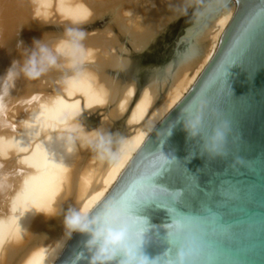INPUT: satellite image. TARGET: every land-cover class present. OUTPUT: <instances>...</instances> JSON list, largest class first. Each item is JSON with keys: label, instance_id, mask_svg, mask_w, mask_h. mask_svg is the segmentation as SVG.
<instances>
[{"label": "bare ground", "instance_id": "obj_1", "mask_svg": "<svg viewBox=\"0 0 264 264\" xmlns=\"http://www.w3.org/2000/svg\"><path fill=\"white\" fill-rule=\"evenodd\" d=\"M228 1L0 0V264L57 262L217 51ZM195 9L174 59L140 91L112 74ZM83 111L101 112L96 128L81 126Z\"/></svg>", "mask_w": 264, "mask_h": 264}, {"label": "water", "instance_id": "obj_2", "mask_svg": "<svg viewBox=\"0 0 264 264\" xmlns=\"http://www.w3.org/2000/svg\"><path fill=\"white\" fill-rule=\"evenodd\" d=\"M236 3L195 84L55 264H264V0Z\"/></svg>", "mask_w": 264, "mask_h": 264}, {"label": "rangeland", "instance_id": "obj_3", "mask_svg": "<svg viewBox=\"0 0 264 264\" xmlns=\"http://www.w3.org/2000/svg\"><path fill=\"white\" fill-rule=\"evenodd\" d=\"M235 3L236 1L233 0L229 6H234ZM198 12V9H195L190 11L185 17L180 18L176 21V23L171 25L169 29L170 31L168 30L166 34L158 36L155 42L149 45V47L143 49L142 51H134V54L132 50L130 54V65L125 69L115 71L112 74L123 81L135 78L134 80L137 81L139 85L138 91H140L153 77L160 73L174 59V49L177 40L184 34L185 28L194 23L198 17ZM106 23H108L107 17L96 18L93 22L87 25V29L89 30L91 28V33L96 32L103 29L107 25ZM44 27L47 30H56V28L58 29L60 27V24L58 26L57 23H47ZM93 28L96 30H93ZM123 41L127 42L126 39H123ZM99 113L101 114V112L83 111L79 117L81 126L86 129L96 128L98 126ZM86 119H89V122ZM123 127L124 119L119 121L112 131V135H117L116 140L122 136Z\"/></svg>", "mask_w": 264, "mask_h": 264}]
</instances>
